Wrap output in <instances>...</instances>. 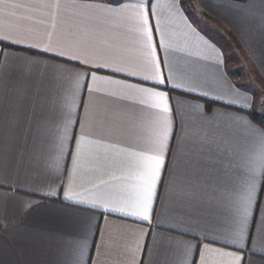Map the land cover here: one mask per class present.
<instances>
[{
	"label": "crops",
	"instance_id": "crops-1",
	"mask_svg": "<svg viewBox=\"0 0 264 264\" xmlns=\"http://www.w3.org/2000/svg\"><path fill=\"white\" fill-rule=\"evenodd\" d=\"M159 2L156 12L169 47L167 53L158 47V56L167 57L178 82L197 87L195 94L170 91V151L155 211L145 222L64 199L76 152L73 132L78 136L83 127L88 139L101 141L84 145L71 178L78 193L110 171L94 155L115 156L107 145L118 149L131 142L110 129L127 126L125 113L141 106L112 95L116 87L97 84L91 73L140 82L97 67L121 66L122 49L138 57L130 5L139 0H0V37H8L0 43V264H201L202 256L204 264H237L221 253L240 256L239 264H264V127L251 116L260 114L258 91L242 65L234 67L235 60H244L246 69L264 80V0H178L183 21L164 6L173 0ZM150 23L158 45L155 16ZM84 32L98 52L103 49L89 55L88 64L69 60L83 59V53L66 41ZM77 76L96 91L77 90ZM215 96L223 100L210 99ZM69 115L76 123L68 125L65 139ZM205 154L222 161L214 176L202 170ZM102 191L119 196L124 185L111 183ZM245 208L241 248L232 241Z\"/></svg>",
	"mask_w": 264,
	"mask_h": 264
},
{
	"label": "snow or ice",
	"instance_id": "snow-or-ice-1",
	"mask_svg": "<svg viewBox=\"0 0 264 264\" xmlns=\"http://www.w3.org/2000/svg\"><path fill=\"white\" fill-rule=\"evenodd\" d=\"M135 10L133 25L131 31L135 34L134 44L139 47L138 57L132 58L128 56V49H122L119 53L121 66L112 67V64L105 62L98 65L100 68H107L116 73H122L128 79H137L140 82L129 83L127 79H112L110 76H97L95 72L91 73V79L97 84L115 86L118 90L112 93L124 100H130L134 104L141 106L139 110L131 113H125L128 125L118 126L110 129V134L127 136L130 139L128 146L116 148L115 144H109L107 147L115 150V156H109L105 153L103 156L94 155L101 168L110 169L107 178L99 177L97 182L93 183L91 188L85 189L83 193L75 191L74 185L71 183L72 176L79 170L80 159L84 155V145L97 143L101 141L90 140L89 132L81 129L77 136L73 132L70 139L75 141L76 152L72 154L73 169L69 172L70 182L64 191V199L72 201L76 204H88L91 208L102 209L105 213H120L124 217H135L137 220L149 222L155 211V200L158 196V186L162 182V173L166 165L167 154L170 151V139L173 135L172 113L173 106L171 101L174 99L170 96V91L181 90L184 94H195L197 85L187 86L183 82H178V78L173 75L172 67L168 64L167 57L161 59L158 56L157 48L168 51L169 45L164 41L163 32L160 29V19L157 16V8L161 7L159 0L152 3V0H139V3L130 5ZM174 16L180 20H184L181 16V7L178 0L164 5ZM129 7V5H125ZM156 17L157 32H160V40L157 45L153 40V27L151 26V17ZM185 21V27H187ZM8 37H0V43L7 41ZM66 41L75 47L79 52L83 53V59L79 55L70 57L69 60L76 63L88 64L89 55L103 54V49L97 50L93 41L89 39V34L74 33ZM13 44H19V40L12 41ZM212 49V46L209 45ZM213 51L215 49H212ZM64 53H61L63 56ZM162 64L167 67L165 74ZM87 75V73L85 74ZM143 82H151L152 86H144ZM77 90L86 88L89 93L96 91V88L87 85V81L82 85L77 76L75 80ZM165 90H161V89ZM198 95L208 96L207 92H201ZM215 101L223 100L221 96L210 97ZM186 101L176 100L175 104H184ZM228 104H235V101H227ZM195 108L201 106L192 105ZM243 108L248 105L244 104ZM147 121V123H145ZM76 120L71 115L67 118V124L64 127V138L69 139L68 125L75 124ZM264 136V131L261 132ZM60 151L63 154V144H60ZM261 152L264 153V143L260 145ZM204 161L203 171L206 176H214L218 171V166L222 163L219 158L205 154L202 157ZM227 176V173H224ZM111 183H119L124 185V194L113 196L111 193L102 191ZM63 185H61L62 187ZM256 192V181L254 180L249 187V195L247 204L252 203V197ZM93 193L94 200L83 199L84 195ZM45 195H54V193H46ZM247 223V208L239 219V229L235 233L236 239L232 243L238 244L245 237V225ZM87 245L86 236L83 238L82 247ZM194 247V246H190ZM207 245L205 248L207 249ZM219 251V250H213ZM221 255L232 256L239 264L241 257L234 253H221ZM201 264H204L203 256ZM251 264V262H250Z\"/></svg>",
	"mask_w": 264,
	"mask_h": 264
},
{
	"label": "rangeland",
	"instance_id": "rangeland-1",
	"mask_svg": "<svg viewBox=\"0 0 264 264\" xmlns=\"http://www.w3.org/2000/svg\"><path fill=\"white\" fill-rule=\"evenodd\" d=\"M228 45L231 46L232 48L234 47L232 44L229 43V41H228ZM243 61L244 60L242 61L235 60L234 67L238 69V67L242 65V70L244 73L243 75L246 78L247 82L251 83L252 86L255 87L256 90L258 91L259 112L261 115L264 116V80L257 73L255 74L254 71H249L248 69H246V66L245 64H243Z\"/></svg>",
	"mask_w": 264,
	"mask_h": 264
},
{
	"label": "trees",
	"instance_id": "trees-1",
	"mask_svg": "<svg viewBox=\"0 0 264 264\" xmlns=\"http://www.w3.org/2000/svg\"><path fill=\"white\" fill-rule=\"evenodd\" d=\"M251 116L255 119L261 126L264 127V116L256 112H251Z\"/></svg>",
	"mask_w": 264,
	"mask_h": 264
}]
</instances>
